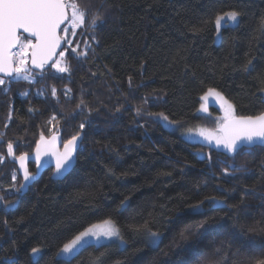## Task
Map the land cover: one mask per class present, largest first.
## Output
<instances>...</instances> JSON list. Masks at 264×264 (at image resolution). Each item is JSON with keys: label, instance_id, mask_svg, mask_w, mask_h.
Wrapping results in <instances>:
<instances>
[{"label": "trees", "instance_id": "16d2710c", "mask_svg": "<svg viewBox=\"0 0 264 264\" xmlns=\"http://www.w3.org/2000/svg\"><path fill=\"white\" fill-rule=\"evenodd\" d=\"M76 2L91 8L63 45L70 72L28 64L27 79L0 77V264L5 257L33 264L34 247L43 249L39 264H96L101 254L103 264L264 261V147L228 152L168 127H216L198 113L209 88L237 115L264 112V0ZM231 10L240 12L239 23L222 29L217 42L215 17ZM93 16L100 17L95 25ZM78 133L83 140L68 175L55 179L48 169L17 192L25 181L16 156L33 153L41 135L66 142ZM28 168L36 174L34 163ZM201 201L203 214L189 215ZM106 219L116 223L123 246L88 244L74 258L56 255ZM145 224L161 233L158 246L135 231ZM185 230L189 239L181 241Z\"/></svg>", "mask_w": 264, "mask_h": 264}, {"label": "snow or ice", "instance_id": "6c2138e0", "mask_svg": "<svg viewBox=\"0 0 264 264\" xmlns=\"http://www.w3.org/2000/svg\"><path fill=\"white\" fill-rule=\"evenodd\" d=\"M91 5L81 8L76 0H0V73L6 76H13L17 79L21 74H24V79H27L29 71V62L35 68L44 69L46 65L55 68L59 73L70 72V66L66 63V50L61 48L62 43L71 44L67 40V35L70 32L72 36L77 35L73 29L83 26L87 20V15ZM240 12L231 10L222 14H217L214 20L217 35L219 36L222 29H227L230 26H236L239 23ZM99 16H93L91 24L95 25ZM70 24V28L65 26ZM72 53L78 56L86 55L83 52H77L75 48L71 49ZM59 56V59L53 58ZM51 62V63H50ZM252 63L251 60L248 61ZM5 80L0 78V85H4ZM264 93V88L259 90ZM52 94H56L55 88L52 89ZM27 95V93H23ZM212 96L220 101V106L223 109L224 115L220 118L218 126L214 130L199 129L198 134L207 140L209 143L215 141L218 147L222 146L228 152H237L243 147L256 146L259 143L260 147H264V112L259 115H237L235 106L224 99V97L214 88H209L202 100L207 101ZM83 103V101L81 102ZM201 111H207V108L202 104ZM139 111V109H138ZM164 121H168V117L163 113L154 114ZM52 119H55L53 117ZM169 123H172L169 121ZM79 128L83 130L85 124L81 123ZM81 137L79 133L73 135L70 139L63 143L61 151L57 146V137L53 135L51 139L46 140L43 135L36 146L35 161L40 165L41 156L51 154L56 160V174L59 175L68 171L74 162V153L81 147L79 143ZM8 155L12 156L13 144L10 142L7 145ZM4 157L0 156V162H3ZM20 163V168L23 169V180L25 183L20 184L17 192L29 187V183L35 180L33 173L29 172L25 162L29 159L27 153L16 156ZM227 173V169H224ZM16 177L13 176V180ZM206 200L215 203L217 206L222 205V200H217L215 197H207ZM126 201H122L120 207L125 206ZM205 201H201L196 205L190 206L189 215H202V206ZM11 205L5 204L8 208ZM209 221H202L199 225L204 228ZM145 231L148 233L150 243L153 246H158L161 233L152 231L147 224L143 228L137 227L135 231ZM94 237L99 241L102 237L107 240H119L121 244L125 241L121 238L119 229L111 219H106L102 224H94L84 231L80 232L71 240L70 243H65L63 248L56 253L60 256L62 253L66 256L74 258L78 253L79 248L83 243L87 242V238ZM181 241H187L189 235L187 230L180 233ZM217 253H222L224 250L217 249ZM102 256L97 257L96 264H103ZM30 257L33 258V264H39L42 258V250L39 247L31 249ZM7 264H19L18 259L14 257H5ZM217 264H222L217 261ZM259 264H264L260 261Z\"/></svg>", "mask_w": 264, "mask_h": 264}, {"label": "rangeland", "instance_id": "374dc122", "mask_svg": "<svg viewBox=\"0 0 264 264\" xmlns=\"http://www.w3.org/2000/svg\"><path fill=\"white\" fill-rule=\"evenodd\" d=\"M239 19V18H238ZM67 27H71L70 24H67L66 25ZM77 29V28H76ZM76 29H73L76 30ZM221 39V33L220 35L218 36L217 35V32H216V41L219 42ZM29 66V65H28ZM23 75V74H21ZM217 92H219L225 100H227L228 102H230L220 91L216 90ZM205 93L202 95L204 96ZM204 105L206 108H207V111H201V105ZM212 106L216 107V109H218V113H214L212 111ZM198 113L199 114H203L204 116H211L212 119H214V122L216 124V127L215 126H205V125H176V124H168V127L170 128H173V129H176L178 131H180V133L182 134V136L189 140V141H193V142H200V143H204V144H207V145H210L214 148H218L220 150H226L224 149L222 146L218 147L215 143V141H212L211 143H209L207 140H205L203 137H201L199 134H198V130L203 128V129H209V130H214L217 128L218 126V122L220 120V118L224 115V112H223V109L221 108L220 106V101L219 100H216L214 97L210 96L208 98L207 101H204L201 99V103H200V106H199V109H198ZM214 124V125H215ZM113 221V220H112ZM114 222V221H113ZM103 222H100V223H97V224H102ZM114 224L116 225V223L114 222ZM117 227V225H116ZM118 228V227H117ZM71 242V241H70ZM68 242V243H70ZM105 242H118L121 246H123L124 244H121L119 240H116V239H113V240H107V239H104L103 237L97 241L94 237H89L87 238V242L83 243V246L79 248V251L86 245L88 244H101V243H105ZM40 248V247H39ZM63 248V247H62ZM61 248V249H62ZM42 252H43V249L41 248ZM60 251V250H59ZM78 251V252H79ZM77 254V253H76ZM59 258H63V259H70L72 257H69V256H66L65 254H61L60 256H58ZM33 259V258H32Z\"/></svg>", "mask_w": 264, "mask_h": 264}, {"label": "water", "instance_id": "95a60500", "mask_svg": "<svg viewBox=\"0 0 264 264\" xmlns=\"http://www.w3.org/2000/svg\"><path fill=\"white\" fill-rule=\"evenodd\" d=\"M63 45H64V43H62L61 48L57 50L58 53H59V51H61V50L63 49ZM56 57H57V56H56ZM56 57H54L53 59L55 60ZM50 63H51V62H50ZM29 65H30V67H31L33 70H36V71L41 70V69H39V68H35V67H33V66L31 65L30 62H29ZM14 75H15V74H13V76H14ZM13 76H6L4 73H0V77L10 78V77H13ZM54 135L57 137L56 146L62 151V150H63V143H64V141H63V139L61 138V136H59V135H57V134H54ZM52 136H53V135H52ZM52 136H51V137H52ZM51 137H49V138H45V139H46V140H49V139H51ZM80 137H81V139H80L79 143L81 144V142H82V140H83V134H80ZM39 141H40V140H39ZM39 141H38V143H39ZM38 143H37V144H38ZM36 146H37V145H36ZM256 146H259V143H257ZM252 147H254V146H252ZM79 148H80V147H79ZM79 148L77 149L76 153H74V162H73L72 167H71L68 171L63 172V173H61V174H59V175L56 174V160H55V157L52 156L51 154H45V155H42V156H41V160H40V165L38 166L37 162L35 161L36 147H35L33 153L28 154L29 159L26 160L25 165H26L28 171H29V168H28V163H29V162H32V163H34V164L36 165V174H34V176H35V180L39 179V178L41 177V175H42L45 171H47L48 169H54L53 177H54L55 179H62V178H64L66 175H68V174L73 170V168L75 167L76 162H77V154H78ZM242 148H251V147H243V146H242ZM16 164H17V166H18V169H19L20 175L23 177V169L20 168V163H19V161H18L17 159H16Z\"/></svg>", "mask_w": 264, "mask_h": 264}]
</instances>
